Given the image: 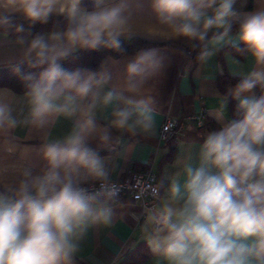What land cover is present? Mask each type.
<instances>
[{"label": "clouds", "instance_id": "clouds-1", "mask_svg": "<svg viewBox=\"0 0 264 264\" xmlns=\"http://www.w3.org/2000/svg\"><path fill=\"white\" fill-rule=\"evenodd\" d=\"M244 2L0 0V66L22 86L0 87V264H78L91 231L127 216L113 154L155 133L172 62L165 47L125 58L137 37L184 40L201 64L231 48L253 66L216 94L218 127L194 150L135 178L132 247L143 241L152 264H264V0ZM101 49L118 55L65 67Z\"/></svg>", "mask_w": 264, "mask_h": 264}, {"label": "crops", "instance_id": "crops-1", "mask_svg": "<svg viewBox=\"0 0 264 264\" xmlns=\"http://www.w3.org/2000/svg\"><path fill=\"white\" fill-rule=\"evenodd\" d=\"M255 7V0H245L243 10H252ZM151 41L160 44L150 47H165L169 49L172 57L166 75L158 87L162 113L156 117L157 128L153 135L121 138V146L117 148L118 154H113L118 165L114 173L116 177L121 176L128 167L150 168L159 176L165 166L177 156L194 150L200 142L199 134L218 127L217 122L207 115V111L217 102L216 94H223L217 85L218 75L223 72L233 75L239 70L248 71L253 66L250 59L231 48H224L207 63L201 64L193 59V49L184 40ZM136 51L125 53L124 57H130ZM199 113H204L207 118L204 127H195L188 119L191 115ZM232 114L229 105L228 115ZM166 116L183 120L184 124L177 128L171 141L164 143L159 139V127ZM127 145H132V148L126 149ZM101 155L108 153L101 151ZM121 168L122 173L119 171ZM122 199L127 202V216L118 219L111 227L91 231L78 264H111L114 254L121 251V255L132 246L133 241L139 239V229L132 214L139 213L142 205L125 196H122ZM139 264H152L151 255Z\"/></svg>", "mask_w": 264, "mask_h": 264}, {"label": "trees", "instance_id": "trees-1", "mask_svg": "<svg viewBox=\"0 0 264 264\" xmlns=\"http://www.w3.org/2000/svg\"><path fill=\"white\" fill-rule=\"evenodd\" d=\"M27 27V25H26ZM50 25H36L32 31L39 32V31H46ZM155 41H151L148 39L137 37L135 39L124 41L123 48L125 53H131L141 48L150 47L153 45H157ZM124 53V54H125ZM197 50H193V59L196 57ZM116 56L117 53L111 52L110 50L101 49L99 51H81L78 53L77 59L74 63H66L65 67H76V66H87L90 68H96L99 62L105 58L106 56ZM238 82V78L227 74V73H220L217 77V85L223 93L226 91V87L230 85H235ZM0 87H9L13 89L15 92L20 93L22 91V86L18 80V78L12 74L8 67H0ZM259 94V91H257ZM230 110L233 113L235 108V103L231 102ZM207 122V118L203 121L201 127ZM150 252L143 241L136 243L135 247H129L126 249L119 257L118 264H139L143 262L145 259L148 258Z\"/></svg>", "mask_w": 264, "mask_h": 264}, {"label": "built area", "instance_id": "built-area-1", "mask_svg": "<svg viewBox=\"0 0 264 264\" xmlns=\"http://www.w3.org/2000/svg\"><path fill=\"white\" fill-rule=\"evenodd\" d=\"M188 119L193 122L195 127H201L205 119V114L199 113V114L191 115ZM183 124H184L183 120H178L169 116L164 117L159 127V139L164 143L171 141L175 136L177 128L179 126H182ZM165 136L167 138H164ZM149 174L157 176V174L153 172L150 168L128 167L126 171L121 176L118 177L119 182L125 186L123 191L121 192V197L125 196L134 201L140 202L137 199L139 193L136 191L137 184L135 178L140 176L146 178ZM148 203L150 205L151 201H148Z\"/></svg>", "mask_w": 264, "mask_h": 264}]
</instances>
